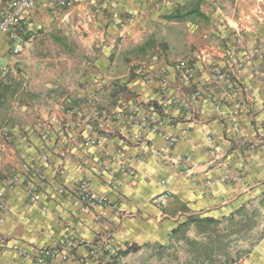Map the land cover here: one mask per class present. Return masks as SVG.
<instances>
[{
	"label": "crops",
	"instance_id": "crops-1",
	"mask_svg": "<svg viewBox=\"0 0 264 264\" xmlns=\"http://www.w3.org/2000/svg\"><path fill=\"white\" fill-rule=\"evenodd\" d=\"M108 1L130 16L122 28L88 18L84 0L40 5L22 51L0 47V66L26 70L27 99L0 117V188L17 182L0 264L69 242L70 264H97L118 245L164 244L191 217L264 228V0ZM122 100L134 120L110 115ZM75 179L108 206L73 204ZM232 264H264V230Z\"/></svg>",
	"mask_w": 264,
	"mask_h": 264
},
{
	"label": "built area",
	"instance_id": "built-area-1",
	"mask_svg": "<svg viewBox=\"0 0 264 264\" xmlns=\"http://www.w3.org/2000/svg\"><path fill=\"white\" fill-rule=\"evenodd\" d=\"M81 0H0V47L6 50L9 55H17L22 51V44L27 36L28 28L27 24L31 21L32 17L36 13L40 5H44L49 12H58L64 9L71 8L80 3ZM88 8L87 17L93 19L96 15L104 14L106 12L107 17L112 25L116 28H122L130 19V16H123L121 13L110 5L108 0H84ZM124 36H121V40ZM3 44V45H2ZM190 69L185 67V71ZM7 72L6 66H0V77L4 76ZM139 77L143 80H152L155 77H159V74L150 71L147 67L142 66L137 71ZM111 116L121 117L123 120H134L139 112L140 107L136 103H129L127 101H119L115 107L110 111ZM7 132V128L3 129ZM97 143H100L99 139H96ZM208 182V181H207ZM15 178L9 180L5 186L0 188V221L7 212L6 191L16 188ZM76 191L71 195L73 204L76 206L85 207H103L108 206L107 200L99 195H95L90 191L88 183L83 179H75ZM26 187L30 190L31 179ZM168 193H164L161 198L166 199ZM164 199L159 202L163 204ZM31 200H35V196H31ZM114 224V223H113ZM72 248V242L67 244V248L62 249L58 253L52 248H41L34 256V264H50L52 259L58 255L59 258L70 264L69 253Z\"/></svg>",
	"mask_w": 264,
	"mask_h": 264
},
{
	"label": "rangeland",
	"instance_id": "rangeland-1",
	"mask_svg": "<svg viewBox=\"0 0 264 264\" xmlns=\"http://www.w3.org/2000/svg\"><path fill=\"white\" fill-rule=\"evenodd\" d=\"M5 59V57H0V62L3 63ZM12 65L13 62L9 66L7 64V72L0 80V117H2L3 122L6 119L7 124L14 109L27 103L24 96L25 77L22 74L26 70L22 67L17 72L16 69L11 71L10 66ZM21 89L23 90L18 92ZM35 103H40V101L37 100ZM250 217L238 216L233 220L211 221L204 225V232L202 233L199 232L198 223L193 222L187 226L185 233L182 231L178 233V237H180L172 242H169L168 239L161 245L141 244L137 250H133L132 247L127 253H123V251L132 244L118 245V248H114L97 264H187L190 248L184 240L185 237L191 240L208 237L211 241L221 242L232 259L227 264H232L251 249L253 242L264 230L263 226L254 224L256 220L253 219L252 215ZM169 244L168 249L160 250V246H168Z\"/></svg>",
	"mask_w": 264,
	"mask_h": 264
},
{
	"label": "trees",
	"instance_id": "trees-1",
	"mask_svg": "<svg viewBox=\"0 0 264 264\" xmlns=\"http://www.w3.org/2000/svg\"><path fill=\"white\" fill-rule=\"evenodd\" d=\"M213 221L212 219H199V218H188L186 221L180 224L177 229H174L171 232L169 237V242L178 239V233L181 231L185 233L187 226L193 222H197L200 230L199 232L202 233L204 225H207ZM184 238V237H182ZM187 245H189V261L187 264H227L232 261L230 257V253L225 251L223 244L219 241H211L208 237H201L199 240L189 239L187 237L184 238ZM133 250H137L140 246L136 244H132L123 251V253H127L131 248ZM170 247L168 246H160V250H165Z\"/></svg>",
	"mask_w": 264,
	"mask_h": 264
}]
</instances>
